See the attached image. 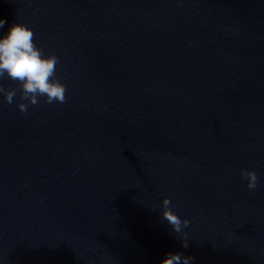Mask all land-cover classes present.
Listing matches in <instances>:
<instances>
[{
    "label": "water",
    "instance_id": "95a60500",
    "mask_svg": "<svg viewBox=\"0 0 264 264\" xmlns=\"http://www.w3.org/2000/svg\"><path fill=\"white\" fill-rule=\"evenodd\" d=\"M0 18L66 88L23 113L0 97V264H264V0H0Z\"/></svg>",
    "mask_w": 264,
    "mask_h": 264
},
{
    "label": "clouds",
    "instance_id": "9594fccd",
    "mask_svg": "<svg viewBox=\"0 0 264 264\" xmlns=\"http://www.w3.org/2000/svg\"><path fill=\"white\" fill-rule=\"evenodd\" d=\"M6 21L0 18V29H4ZM58 58L52 53H45L34 42V33L24 23H11L6 31L0 33V78L7 77L17 83L18 88L0 86V97L11 104L19 92L16 108L26 111L27 104L36 105L40 98L46 103H63L65 101V85L55 75ZM241 178L245 186L251 190L257 187V174L251 169H241ZM170 200L162 197L160 215L172 230L184 237L182 225L188 220L179 218L169 207ZM182 246L187 247L182 240ZM192 257L178 252L166 253L159 264H191Z\"/></svg>",
    "mask_w": 264,
    "mask_h": 264
}]
</instances>
